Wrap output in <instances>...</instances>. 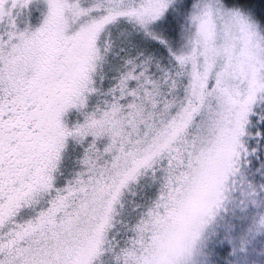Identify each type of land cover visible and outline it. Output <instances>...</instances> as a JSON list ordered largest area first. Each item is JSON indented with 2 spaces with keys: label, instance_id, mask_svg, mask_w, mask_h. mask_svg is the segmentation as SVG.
Listing matches in <instances>:
<instances>
[{
  "label": "snow or ice",
  "instance_id": "6c2138e0",
  "mask_svg": "<svg viewBox=\"0 0 264 264\" xmlns=\"http://www.w3.org/2000/svg\"><path fill=\"white\" fill-rule=\"evenodd\" d=\"M0 264H264V0H0Z\"/></svg>",
  "mask_w": 264,
  "mask_h": 264
}]
</instances>
